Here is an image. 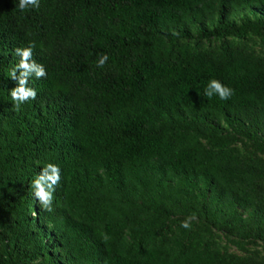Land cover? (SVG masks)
I'll list each match as a JSON object with an SVG mask.
<instances>
[{
    "label": "trees",
    "instance_id": "obj_1",
    "mask_svg": "<svg viewBox=\"0 0 264 264\" xmlns=\"http://www.w3.org/2000/svg\"><path fill=\"white\" fill-rule=\"evenodd\" d=\"M18 3L0 0V264H256L193 222L264 242V58L227 39L264 36V0ZM30 42L47 76L16 111ZM48 163L50 212L30 187Z\"/></svg>",
    "mask_w": 264,
    "mask_h": 264
},
{
    "label": "clouds",
    "instance_id": "obj_2",
    "mask_svg": "<svg viewBox=\"0 0 264 264\" xmlns=\"http://www.w3.org/2000/svg\"><path fill=\"white\" fill-rule=\"evenodd\" d=\"M40 0H19L18 9L21 13L26 12L30 8H39ZM175 34V33H174ZM34 42H30L27 47H17L14 52L19 57L18 63L11 70L10 77L17 81V86L10 90V96L15 102L16 111L20 110V106L30 100L37 98V91L33 87H29V79L34 75L36 79L45 78L47 71L43 64L37 63L33 59ZM109 59L107 54H101L96 64L97 67L103 68ZM18 73V74H17ZM204 95L211 99L214 95L220 100H228L234 95V89L216 79H211L205 89ZM60 168L53 163L46 164L31 182L32 194L38 200L39 204L46 211H52L53 194L56 187L60 183ZM182 228L190 229V218L182 221Z\"/></svg>",
    "mask_w": 264,
    "mask_h": 264
},
{
    "label": "rangeland",
    "instance_id": "obj_3",
    "mask_svg": "<svg viewBox=\"0 0 264 264\" xmlns=\"http://www.w3.org/2000/svg\"><path fill=\"white\" fill-rule=\"evenodd\" d=\"M227 39L234 45L264 58V36L250 31L242 39L234 36H228ZM217 43L218 40H213L212 45ZM238 146L241 147V143H238ZM247 146L249 147V144ZM193 223V231L198 232L204 243L208 242L210 246L219 248L221 252L231 254L235 258L242 257L252 263L264 264V242L261 240L254 237L239 238L236 234L229 235L224 228L209 226L203 222Z\"/></svg>",
    "mask_w": 264,
    "mask_h": 264
}]
</instances>
